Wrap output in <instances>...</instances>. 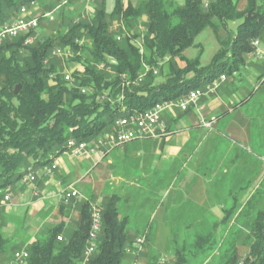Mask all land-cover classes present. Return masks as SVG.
<instances>
[{
  "label": "trees",
  "instance_id": "trees-1",
  "mask_svg": "<svg viewBox=\"0 0 264 264\" xmlns=\"http://www.w3.org/2000/svg\"><path fill=\"white\" fill-rule=\"evenodd\" d=\"M240 1L208 0L204 7L202 0H183L182 5L172 0H139L137 5L114 0L113 9L107 12L104 1L96 0L92 17L78 14L77 21V14L62 17L55 33L44 39L24 44L29 34L36 36L40 21L35 31L3 40L0 44V188L12 187L20 181L30 164H49L65 151L69 138H96L110 129L116 117L152 108L161 101L177 100L190 89H204L221 74L228 77L238 71L252 48L251 39L264 42V0H245L242 9L238 7ZM30 3L31 0H0V26L15 18L20 7ZM236 19L240 23L232 38L219 39L220 47L209 64L200 65V53L192 59L183 55V50L194 44L195 37L206 26L217 34L219 27ZM112 21L122 23L124 30H110ZM139 23L143 26L140 32L136 31ZM116 34L121 35L120 40H116ZM138 37L141 50L135 43ZM77 39H88L90 44H79ZM66 45L73 55L57 63L50 53L55 46ZM177 61L183 62V66ZM63 64L75 66L71 70L74 83L63 79ZM100 64L104 67L100 68ZM144 65L162 72L163 81L157 82V74L149 71L141 83H133ZM126 81L129 83L125 84ZM17 85L19 91L14 93ZM81 88H89L90 92L82 93ZM117 197L112 194L101 204L98 245L87 264H122L125 247L137 234H130L126 220L119 217ZM78 209L79 218L69 233H64V224L60 222L22 248L28 253L25 264H81L91 205L82 201ZM232 214L227 213L222 222L226 223ZM239 215L244 216L243 228L233 231L230 226L224 237L219 235L218 223L199 230L180 249L173 246L167 264H187L190 258L196 259L195 263L202 262L199 257L212 259L218 239L223 238L222 245L226 236L232 235L238 237L239 245L245 246L247 253L239 256L236 243L227 241L224 251L218 253V264L238 261L264 264V210L250 218L246 212ZM2 227L0 221V255L11 254L8 262L17 244L5 236ZM139 235L147 242L150 228H144Z\"/></svg>",
  "mask_w": 264,
  "mask_h": 264
},
{
  "label": "crops",
  "instance_id": "crops-1",
  "mask_svg": "<svg viewBox=\"0 0 264 264\" xmlns=\"http://www.w3.org/2000/svg\"><path fill=\"white\" fill-rule=\"evenodd\" d=\"M103 1L106 11L110 12L114 6V0ZM121 1L125 4L128 0ZM129 1L135 4L136 0ZM85 4V0H72L55 16L56 25L61 23L62 17L71 18L83 12ZM53 5L54 0H38L31 12L43 13L50 10ZM93 6H90V9ZM56 25L55 29L47 34L43 31L44 29L39 28L38 33L35 34L36 37L54 34L57 30ZM61 29L63 30L64 27ZM204 95L200 105L203 109L192 108V143L187 139L191 134L184 135V140H172L174 138L172 135L177 132L175 126L182 118L174 119L170 116L172 113L169 114L170 110L163 115L171 132L169 138L167 135L162 138L133 139L107 149L102 148L101 151L78 158V161L73 163L66 161L67 156L60 158V154L53 160L57 167L50 175L44 173L46 164L35 165L33 167L36 174L34 183L23 184L18 180L11 187L12 194L9 202L1 203L0 221L3 223L4 234L6 230L13 227L10 220L13 216H22L25 220L23 225L25 229L19 233L18 240H15V243L22 247L33 242L39 234L44 236L49 229L60 222L64 224V233H69L79 218L78 202L84 200L90 203L91 196H95L94 182L98 178H91L88 175L101 158L107 156L110 157V165L116 163L112 165L114 172L118 171L117 165L120 162L126 165L123 175L113 176L116 181L123 180V183L125 181L128 186H133L145 180L150 186L162 190L160 197L158 196L154 201L155 207L146 213L144 218L143 216L140 219L137 218L143 223L146 222L145 228L151 230L149 240L145 241L148 245L151 242L154 243L153 239L156 235L152 231L153 223H156L157 228H167L165 224L174 221L173 217L166 216L165 212L158 218L156 216L161 206H164L165 197L169 195V190L174 188L178 178L182 180L181 189L189 191L192 197V234L202 229H209L214 223H218L217 229L220 230L219 235H222L227 224V221L226 223L222 221L227 213L239 215L250 210L254 213L264 210V191L262 192L264 190V155H261L262 141H264V61L249 59L238 71L226 76L214 92ZM208 121L212 122L211 126L205 125ZM238 144L242 145L238 146ZM176 159L187 162L192 159V171H185L182 178L180 177L186 169L187 163H185L177 176L167 178L164 167L168 162H175ZM31 171L33 172L32 169ZM71 173H76L79 178L66 181ZM136 175L143 177H135ZM165 180H169L167 189L164 186ZM87 182L92 183V188ZM70 183L75 184L79 196L64 203L61 191ZM117 196L119 217L126 220L129 229V209L122 212L123 208H120L121 199L128 198L127 193L119 192ZM256 196L258 200L253 201ZM174 198L173 196L171 200ZM248 200L250 204L246 205ZM234 220L233 223H236ZM45 223H48V227L44 225ZM242 223L237 221L236 228H243ZM230 226L232 228V224ZM237 238L236 235H232L231 238L226 236L225 242L236 243L238 253L239 248L246 247L239 245ZM166 250L167 253L164 256L168 258L172 255L173 247ZM147 251L151 256V260H148L152 261L155 257L154 253L149 247ZM8 255V252L0 255V264L7 262ZM198 259L203 262L202 264H207L210 260V258L202 257ZM2 261L4 262L1 263Z\"/></svg>",
  "mask_w": 264,
  "mask_h": 264
},
{
  "label": "rangeland",
  "instance_id": "rangeland-1",
  "mask_svg": "<svg viewBox=\"0 0 264 264\" xmlns=\"http://www.w3.org/2000/svg\"><path fill=\"white\" fill-rule=\"evenodd\" d=\"M136 1H134L135 4L134 3H131V4L137 5L139 0H136ZM172 1L177 5L183 4V0H172ZM207 1L208 0H202L204 7L206 6ZM127 3H130V1L128 0ZM244 6H245V0H241L238 4L239 9H242ZM59 11H62V10L60 9ZM79 14H81V16L84 15L83 17H85V18L87 17V16H85V12H82ZM87 18H89V17H87ZM113 23H114V21H112L111 24H113ZM238 23H240L239 19L229 20L225 26H221L218 28L217 34L210 26H206L195 37L194 44L183 50V52H182L183 55H185V57L188 59H192V58H195L198 53H200V55H199L200 65L209 64L211 62L213 55L215 54V52L220 47V44L218 42L219 39H222V41L223 40L225 41L228 37L232 38ZM141 24L142 23H139L137 25L136 31L140 32L142 30L143 26ZM55 25H56V19L48 22L47 24H44L43 22H41V25L39 26V28L44 29L43 31L46 32V34H47L48 32H52L55 29ZM38 31L39 30H37L36 33H38ZM44 38L45 37H43V36L42 37H36L35 36V39L33 40L32 43H34L36 40H41ZM83 40H85V39H83ZM136 41L141 42L140 37H138L135 40V42ZM262 44L264 46V42ZM199 50L201 52H199ZM249 59L252 60L254 58H252V57L250 58V57H248V55H246V61L245 62L247 63V61ZM59 60H61V59L55 58V61L57 63ZM177 64H180L181 66H183V62L177 61ZM69 66L67 67V65L63 64L62 72L65 69H68V71H70L75 67L73 64H70ZM77 68H80V66L78 65ZM187 75L190 76V75H192V73H188ZM163 77L164 76H163L162 72L159 73V70H158L157 76H156V81L157 82L163 81ZM225 78H226V76H225ZM223 81H221V82H223ZM220 83L218 84V86L220 85ZM210 93H212V92H210ZM207 94H209V93H207ZM204 97H205V95L202 94V96L199 98V100L197 102V105L191 106L190 109H188L189 111L188 112L186 111L184 113H182L181 111H178V109L173 110L174 112H172V111L169 112L171 110V101H168V103H167V101H163V103L166 102L168 107H169V108L166 107V110L163 111V115H164V113L169 112V114L172 113L170 116H173L174 119L180 118V117L182 118L179 120V122L175 126V128L177 129V132L174 135H172V136H174V138L172 140H174V141L175 140H184V138H183L184 135L191 134L187 137V139L189 141H191V143H192V138H191L192 137V124H191L192 123V113H191L192 108L196 107L199 110H202L203 106H200V105H201V102L204 99ZM163 125H164L163 126V134H164V136H167V135H169L170 131L166 129L167 125H166L164 119H163ZM185 127H188V128L186 129ZM175 136H177V137H175ZM169 137H171V135H169L168 138ZM179 137L181 139H179ZM169 140H171V139H169ZM262 143H263V145H262L261 155H264V141H262ZM241 145L242 144H238V146H241ZM59 157L60 158L66 157L67 158L66 161L73 163L75 161H78V158H81L83 156L71 157L69 154H67L64 151L63 153H61V155ZM56 158H57V156H56ZM109 158L110 157H108V156L102 157L101 160L94 166V168L92 169V172H90V174L88 175L91 178H98L94 182V190L93 191L95 192L94 193L95 196L94 195L91 196V200H89V202H90L89 204L90 205L91 204L101 205L102 202H104V199L106 197H109L112 194L118 195L119 192L127 193L128 198L127 199H125V198L121 199L120 208H123L121 211L123 212L125 209H129L128 215H129L130 221L128 223V226H129L130 233L141 234L143 229L145 228L146 222L143 223L142 221L138 220L137 218L140 219V217H142V216L144 218L146 213L150 212V210L155 207L156 204H154V201L158 198V196L160 197V195L162 194V190H161V188L157 189L156 187L150 186L149 182L145 181V180H142V182H139L138 185H133V186H128V183L125 181L123 183V180L116 181L115 178L113 179V176L114 177L115 176L120 177L121 175H123L124 169H126V165H125V163L120 162L119 165H117L118 171L114 172L112 170L113 169L112 165H115L116 163H113L112 165H110ZM185 163H187V166H186V169H184L183 172L180 174L181 178H182L183 174H185V171L186 172H189V170L192 171V166H191L192 165V159L189 162L182 161L181 159H176L175 162H170V163L168 162L167 165L164 167V172H165L167 178H169V177L171 178L173 175L177 176V174H179L180 169H182V167H183L182 165ZM49 164H46V166ZM29 167L33 170V172H35L33 169L34 165L30 164ZM52 172H54V171H52ZM52 172H51V174H52ZM44 173L46 174V171H44ZM48 175H50V174H48ZM137 176L143 177L142 175H136L135 177H137ZM78 178L79 177L76 173H73V174L71 173V175L69 176L68 179H66V181H73V180H76ZM168 181L169 180L164 181L165 189H167ZM20 182H22V178L20 179ZM87 183H89V185L88 184L87 185L90 188H92V186H93L92 183H90V182H87ZM121 183H123V184L121 185ZM181 183H182V180L180 178H178V180H176V184H175L174 188L169 190V192H170L169 195L165 197L164 206H161L159 214L156 216L158 218L159 216H161L165 212L166 216H168L170 218L173 217L174 221H172L170 223H166L165 225L167 228H157L155 226L156 223H153L152 228H154V229H152V231L156 234L154 239H153L154 240L153 242L156 244L151 242L150 245H148L144 241L141 245V248L136 252V254H131V253L126 251L125 252L126 255L124 257L122 264H146V262H151V261H149V260H151V256L149 255V251H147L148 247L154 253V254L152 253L155 256L154 259H152V262H154V264L157 262L156 260L162 256L165 257V260H166L164 262V264H167L168 262H170L171 256H169L168 258L166 256H164V254L167 253L166 249H169L173 246L176 247L177 249H180L182 244H188V242H190L192 240V237H191L192 236V197L189 195V191H187L185 189H181V187H180ZM120 186H121V188H120ZM263 191L264 190H262V192ZM91 192L92 191H90V193ZM90 193H88V194L92 195ZM173 196L175 198L173 200H171ZM257 200H258V197L256 196L253 201H257ZM82 201H84V200H82ZM82 201H79L78 204ZM130 211L132 213H130ZM250 211L247 212V214H248L247 217H249V218L251 216H253V214H254V212H252V211L250 212ZM43 217H45V215H43ZM234 219H236V220H234ZM10 220L13 223V227L9 230H6L5 236H7L8 238H12L13 240L17 241L19 233L23 232L25 229V227L23 226L25 220L22 216H13L12 218H10ZM233 220L236 223H237V221H241V222L245 221L243 215H237L236 213L232 214L231 217H229V219L227 220L226 228L223 231V235H221L222 237H224V234L229 229L231 224H232L231 229L233 231L236 228V223H233ZM44 225H46V227H48V223H45ZM13 229H14V231L12 232ZM138 236H140V235L133 236L132 243L135 241V239ZM37 237H42V235L39 234ZM222 237H221V239L220 238L218 239V241L216 243V248L211 253V256H213V258L210 259L209 264H218V260H219L218 253L224 251L223 249L226 248L225 243H229V242H224L221 245V243L223 241ZM131 244L126 245V247H131ZM126 247H125V249H126ZM22 248H24V247L19 246L17 244V247L14 246V249H15L14 251L21 250ZM245 252H247L246 248H239V250H238L239 256L244 255ZM9 256L11 257V254L8 255V257ZM188 256L190 257V255H188ZM3 262L4 261H2L1 263H3ZM202 263L203 262L192 263V258H190L189 262L187 264H202Z\"/></svg>",
  "mask_w": 264,
  "mask_h": 264
},
{
  "label": "built area",
  "instance_id": "built-area-1",
  "mask_svg": "<svg viewBox=\"0 0 264 264\" xmlns=\"http://www.w3.org/2000/svg\"><path fill=\"white\" fill-rule=\"evenodd\" d=\"M72 0H54V5L48 11L43 13H33L31 12L35 6L36 1L31 0V3L27 6H23L19 8L18 14L12 20L4 23L0 26V44L9 37H14L19 34L30 33L31 31H35L40 21L42 22H50L55 19V16L59 13V10L67 7V5ZM86 4L83 8V12H85V16L92 17V11L90 6L94 5L96 0H85ZM82 13V12H81ZM81 17V14H79ZM77 15L75 20L79 18ZM84 16V15H83ZM119 29L124 30L122 23H115L111 26L110 30L118 31ZM35 39V36L29 34L25 40L24 44H29ZM121 35L116 34V40H120ZM77 43L79 44H90V40L88 39H77ZM136 45L140 47L141 50V42H135ZM251 50L248 52V57H252L254 59H260L264 61V46L260 39L253 38L250 41ZM51 56L61 59L62 61H67L73 55V51L70 46H55L51 53ZM100 68L104 67V64L99 65ZM152 71L153 74H157L158 70L154 67H149L144 65L143 71L139 72L137 77L134 79L133 83H141L144 79L145 75ZM63 79L69 83H74L75 79L71 74V70L65 69L62 72ZM225 79V75L221 74L218 78H215L213 81L209 82L205 85L204 89L196 88L190 89L186 92V94L181 95L177 100H171V111L178 109L180 111H185L191 106H196L199 98L202 94H207L210 92H214L217 88L218 84ZM129 82L126 81L125 84ZM82 93L90 92L89 88H81ZM122 95H120V99ZM212 122H205L206 126H211ZM163 134V107L162 101L156 105L155 108H146L141 111H136L135 113H127V117H116L113 123L110 126V129L103 133L102 135L90 139V140H77L73 138H69L65 144V152L69 154L71 157H79V156H87L90 154H95L98 151H101L102 148H110L115 145H119L133 139H144V138H162ZM57 164L55 161H52L49 165H47L44 169L46 174H51V172L56 169ZM36 179L35 172L32 173L29 177L25 178L21 183L30 184L34 183ZM11 186H5L0 188V199L1 203L9 202L11 198ZM62 201L64 203H68L70 200L74 198H78L79 192L74 183L68 184L61 191ZM88 238L83 250V256L81 264H87L90 256L96 251L98 245V235L100 233L102 227V206L91 204L90 211V226H89ZM61 239V236L57 237ZM144 242L143 236H138L133 245L131 247L126 248V251L132 254H136V252L141 248L142 243ZM28 253L26 250H17L13 253L12 259L3 264H25V259L27 258ZM165 257L158 258L156 264H164ZM237 264H242L241 261H238Z\"/></svg>",
  "mask_w": 264,
  "mask_h": 264
},
{
  "label": "bare ground",
  "instance_id": "bare-ground-1",
  "mask_svg": "<svg viewBox=\"0 0 264 264\" xmlns=\"http://www.w3.org/2000/svg\"><path fill=\"white\" fill-rule=\"evenodd\" d=\"M23 7V6H22ZM163 103V102H162ZM167 103H168V101H167ZM167 103L166 102H164L163 104H162V107H163V111L164 110H166V107H168V105H167ZM158 105V104H157ZM170 105V104H169ZM156 107V105L154 106V107H152V108H155ZM169 108V107H168ZM132 113H135V112H132ZM120 117H127V114L126 115H123V116H120ZM164 126V125H163ZM165 131V130H164ZM32 173L33 172H31V169H29V170H27V172L24 174V176L22 177V181L25 179V178H27V177H29L30 175H32Z\"/></svg>",
  "mask_w": 264,
  "mask_h": 264
},
{
  "label": "water",
  "instance_id": "water-1",
  "mask_svg": "<svg viewBox=\"0 0 264 264\" xmlns=\"http://www.w3.org/2000/svg\"><path fill=\"white\" fill-rule=\"evenodd\" d=\"M19 88H20V86L17 85V86L15 87V89H14V93H17V92L19 91Z\"/></svg>",
  "mask_w": 264,
  "mask_h": 264
}]
</instances>
